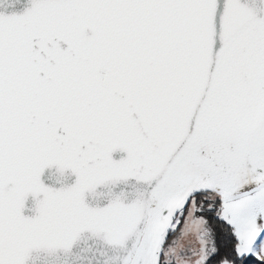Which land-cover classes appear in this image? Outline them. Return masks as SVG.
Wrapping results in <instances>:
<instances>
[{
    "label": "snow or ice",
    "instance_id": "1",
    "mask_svg": "<svg viewBox=\"0 0 264 264\" xmlns=\"http://www.w3.org/2000/svg\"><path fill=\"white\" fill-rule=\"evenodd\" d=\"M0 264H264V0H0Z\"/></svg>",
    "mask_w": 264,
    "mask_h": 264
}]
</instances>
